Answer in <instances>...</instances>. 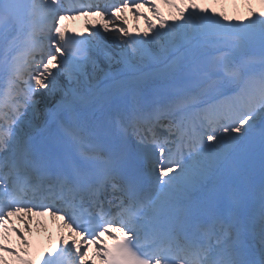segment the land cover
Here are the masks:
<instances>
[{
  "label": "snow or ice",
  "instance_id": "obj_1",
  "mask_svg": "<svg viewBox=\"0 0 264 264\" xmlns=\"http://www.w3.org/2000/svg\"><path fill=\"white\" fill-rule=\"evenodd\" d=\"M97 260L264 264V0H0V264Z\"/></svg>",
  "mask_w": 264,
  "mask_h": 264
},
{
  "label": "bare ground",
  "instance_id": "obj_2",
  "mask_svg": "<svg viewBox=\"0 0 264 264\" xmlns=\"http://www.w3.org/2000/svg\"><path fill=\"white\" fill-rule=\"evenodd\" d=\"M129 18H132V16L130 15L128 16L129 26H131L133 25L134 22L130 21ZM137 25L139 26L140 33H142L144 30L145 26L142 23L138 24L137 22H135L134 28L129 29L133 35H137V28H136ZM31 229H32L31 233L29 232L28 233L29 235L34 237V239L32 240L34 254L37 253L39 249L42 250L43 248H45L47 243L55 244L56 238L54 237L55 235L54 232H50L47 228H45V231H41L38 226L31 227ZM24 231L26 232L27 229L24 228ZM5 243L8 244L9 243L8 240ZM7 259L10 260V257H7Z\"/></svg>",
  "mask_w": 264,
  "mask_h": 264
},
{
  "label": "rangeland",
  "instance_id": "obj_3",
  "mask_svg": "<svg viewBox=\"0 0 264 264\" xmlns=\"http://www.w3.org/2000/svg\"><path fill=\"white\" fill-rule=\"evenodd\" d=\"M228 10H229V12H231V9L230 8ZM163 11L167 14V12L165 10H163Z\"/></svg>",
  "mask_w": 264,
  "mask_h": 264
}]
</instances>
